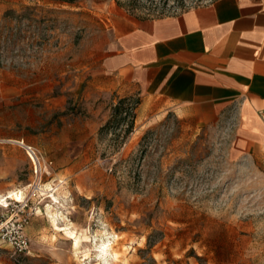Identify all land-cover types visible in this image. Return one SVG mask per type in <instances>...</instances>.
<instances>
[{"label":"rangeland","instance_id":"obj_1","mask_svg":"<svg viewBox=\"0 0 264 264\" xmlns=\"http://www.w3.org/2000/svg\"><path fill=\"white\" fill-rule=\"evenodd\" d=\"M214 1L0 0V92L16 91L12 108L32 120L42 163L19 185L30 253L14 256L0 237V264H105L108 241L110 264H264V152L233 157L237 114L207 125L173 112L144 119L143 96L97 79L116 17ZM125 98L132 112L115 120ZM13 202L0 205V224Z\"/></svg>","mask_w":264,"mask_h":264},{"label":"crops","instance_id":"obj_2","mask_svg":"<svg viewBox=\"0 0 264 264\" xmlns=\"http://www.w3.org/2000/svg\"><path fill=\"white\" fill-rule=\"evenodd\" d=\"M108 37L97 79L107 92L143 96L141 118L173 112L207 125L236 113L233 157L264 152V0H216L156 19L121 14ZM10 92H0V197L33 177V122Z\"/></svg>","mask_w":264,"mask_h":264},{"label":"built area","instance_id":"obj_3","mask_svg":"<svg viewBox=\"0 0 264 264\" xmlns=\"http://www.w3.org/2000/svg\"><path fill=\"white\" fill-rule=\"evenodd\" d=\"M27 152L33 161L37 174L39 169H42V163L38 157L36 150L33 147H27ZM37 159V163L35 159ZM8 200V199H7ZM14 200V199H13ZM12 207V217L0 224V237L3 241L12 246L14 256H22L30 253L31 243L26 235V227L30 223V199L23 196L20 200H14L13 203L8 204L5 208Z\"/></svg>","mask_w":264,"mask_h":264},{"label":"bare ground","instance_id":"obj_4","mask_svg":"<svg viewBox=\"0 0 264 264\" xmlns=\"http://www.w3.org/2000/svg\"><path fill=\"white\" fill-rule=\"evenodd\" d=\"M34 159H35V161L37 163V159L36 158H34ZM23 195L24 194H23L22 191H17V192L11 191V192L7 193L6 195L0 197V205L6 204L7 203V199H14V200L18 199V200H20V199L23 198ZM49 198H52L54 201L58 200V198L55 195H51ZM63 230H65V229H63ZM68 233L69 234H75L74 232H68ZM78 244H79V241L77 240V245ZM99 258H100V261H104L105 264H110L112 259H114V260L118 259V254L116 252V247L111 241L104 242L102 244V247L100 248V256H99ZM97 264H101V263H97Z\"/></svg>","mask_w":264,"mask_h":264},{"label":"trees","instance_id":"obj_5","mask_svg":"<svg viewBox=\"0 0 264 264\" xmlns=\"http://www.w3.org/2000/svg\"><path fill=\"white\" fill-rule=\"evenodd\" d=\"M53 2H57V3H66V4H76L79 0H52ZM129 102V100L127 98L125 99H121L119 104L116 105L114 107V118L115 120H118L117 118L119 116H121L123 113H127V115L131 114V110L128 108H125L126 104ZM126 118H123L122 120H125ZM112 123V122H111ZM108 126L104 127L103 130L107 129ZM129 128H133V122L131 123V125H129Z\"/></svg>","mask_w":264,"mask_h":264}]
</instances>
